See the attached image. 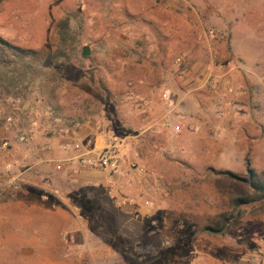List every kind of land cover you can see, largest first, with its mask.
Listing matches in <instances>:
<instances>
[{"label": "rangeland", "instance_id": "374dc122", "mask_svg": "<svg viewBox=\"0 0 264 264\" xmlns=\"http://www.w3.org/2000/svg\"><path fill=\"white\" fill-rule=\"evenodd\" d=\"M66 18L72 62L0 98V264H264V0H5L0 35L53 51ZM96 144L132 169H89L108 192L71 164Z\"/></svg>", "mask_w": 264, "mask_h": 264}, {"label": "trees", "instance_id": "16d2710c", "mask_svg": "<svg viewBox=\"0 0 264 264\" xmlns=\"http://www.w3.org/2000/svg\"><path fill=\"white\" fill-rule=\"evenodd\" d=\"M5 0H0V6ZM75 37L70 30L69 19H64L56 29V41L53 51H38L16 46L0 35V98L20 94L33 85L42 74L43 68L62 63L68 66L76 55ZM241 180L238 176H233ZM246 182L251 188L264 197V181L256 172L248 169ZM238 204L246 203L238 200ZM213 233H224V229H208Z\"/></svg>", "mask_w": 264, "mask_h": 264}, {"label": "crops", "instance_id": "0c3cea01", "mask_svg": "<svg viewBox=\"0 0 264 264\" xmlns=\"http://www.w3.org/2000/svg\"><path fill=\"white\" fill-rule=\"evenodd\" d=\"M201 112L203 113V108H201ZM96 149H100L101 147H99V145L96 144L95 146ZM121 158V156H120ZM124 160V159H123ZM122 165H120V168L118 170V173L121 174H127V173H132V169H130V165H126L125 161H121ZM71 164L72 167H74V169L76 170V172H78L80 174V176L83 177V179H86L83 183V186H88V187H92L94 189H100L102 191L106 190L108 192V183L105 182L106 180L104 179V174H100L95 170H89L88 168L80 170L78 169L79 166L81 165L80 161L75 160V159H71ZM83 165V164H82ZM130 168H128V167ZM85 168V167H84ZM103 176V177H102ZM109 182L112 183V179L109 180ZM121 183L122 186H121ZM133 184L132 183H128L125 184V182L121 181L118 185L114 186L115 189H118V192H120L122 194V196H120L121 194L117 195L116 197L111 196L110 198L113 199V202H115L117 205H119L121 208H125V207H131L134 206L136 204V197L130 195L134 192V189L132 188ZM113 191L111 190L112 193ZM61 198L62 200H64V196L63 194H61ZM76 198V197H74ZM68 201H70V198H67ZM127 200L130 201L131 203H127ZM132 200V201H131ZM54 216H57L58 219L60 218H65L68 220V225L69 227L66 229H63V231L61 232L62 235H66V234H70L73 232H81L82 234H88L87 232L90 233V231H88L87 229H85L84 227H75L77 220H80V217L73 213V211L69 210L68 212L63 211H56L53 212ZM79 222V221H78ZM53 264H77L73 261H66V260H61L58 263H53ZM81 264V263H79Z\"/></svg>", "mask_w": 264, "mask_h": 264}, {"label": "built area", "instance_id": "2783aa9c", "mask_svg": "<svg viewBox=\"0 0 264 264\" xmlns=\"http://www.w3.org/2000/svg\"><path fill=\"white\" fill-rule=\"evenodd\" d=\"M165 98H169L168 93L164 94ZM9 121H12V118H9ZM79 126V124L77 125ZM83 145L75 144L73 149L76 151L82 150ZM120 145H110L107 147L99 149V152L96 153L94 156H90L89 158L85 157L90 151L85 154L83 153L82 156H76L73 159L80 161L83 164V167L88 169H102L109 172H118L120 168ZM64 149L68 148V145L63 146ZM96 149V148H95ZM94 154V153H93ZM90 155V154H88ZM84 157L83 159H81ZM58 170L62 169L61 165H57L56 167Z\"/></svg>", "mask_w": 264, "mask_h": 264}, {"label": "water", "instance_id": "95a60500", "mask_svg": "<svg viewBox=\"0 0 264 264\" xmlns=\"http://www.w3.org/2000/svg\"><path fill=\"white\" fill-rule=\"evenodd\" d=\"M82 55H83V57H89L90 56V52H89L87 47L84 48Z\"/></svg>", "mask_w": 264, "mask_h": 264}]
</instances>
